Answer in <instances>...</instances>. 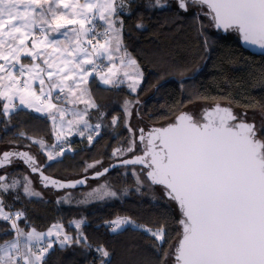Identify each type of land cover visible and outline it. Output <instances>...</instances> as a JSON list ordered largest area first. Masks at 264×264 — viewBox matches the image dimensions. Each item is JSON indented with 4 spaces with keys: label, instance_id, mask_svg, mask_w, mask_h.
<instances>
[{
    "label": "snow or ice",
    "instance_id": "obj_1",
    "mask_svg": "<svg viewBox=\"0 0 264 264\" xmlns=\"http://www.w3.org/2000/svg\"><path fill=\"white\" fill-rule=\"evenodd\" d=\"M176 3L184 12L190 8L201 11L206 8L203 15L210 17L212 26L237 32L244 43L264 49V0H176ZM147 7L165 8L168 4L167 0H149ZM57 8L64 10L57 11ZM130 8V0H84L83 3L79 0H0V60L4 61L0 64V72L4 73L0 75V97L11 100L18 96L23 107L47 113L52 121L54 138L48 145L44 138L37 139L20 131L18 137L31 141L25 145L29 150L3 152L0 169L19 160L31 173H39L44 187L75 189L87 184V176L75 181H61L44 175V164L30 149L32 145H39L47 156L46 162L59 161L66 151L72 150L70 146L65 147L64 129L73 125L80 136L87 134L89 144L93 143L94 136L99 135L103 127L101 123L92 125L86 119L90 115L89 109L99 110L87 87L90 83L87 78L93 72L101 84L109 88L118 89L130 81L127 86L136 93L142 85L144 74L122 39L124 23L119 10L129 11ZM97 17L102 25L95 23ZM194 20L203 27L199 12ZM136 27L139 29L143 25L138 22ZM32 28H38L39 34ZM101 28L103 30L99 31ZM53 33H60L64 39H56ZM28 40L30 47L26 43ZM88 46H91L90 51ZM48 48L52 49L51 53L46 51ZM52 53L58 55L50 59ZM22 56L31 57L32 61L40 57L47 68H42L39 63L30 66L21 63ZM16 65H20L18 69ZM85 65H90L91 69ZM26 72L32 80L39 79V95L28 79H20ZM40 73H45L48 80L41 78ZM5 79L8 80L6 85L3 84ZM180 86L183 89V82ZM78 102L86 107L83 110L66 107ZM132 104L133 101L128 99L123 103L124 126L130 134L134 132L128 123ZM18 107L5 103L0 115L10 119V113L16 112ZM68 115L72 119L65 125ZM100 116L103 117L102 112ZM111 124L113 128L117 127L119 117L114 116ZM262 130L264 124L258 129L255 122H247L246 113L237 116L230 106H222L219 101L204 111L202 121L181 111L165 126L154 127L147 133L143 128L139 129L143 153L130 159L122 158L135 151L136 141L131 139L126 148H114L112 156L117 158L120 166H142L143 179L135 168L132 170L137 192L146 181L149 187L160 186L163 196L177 204L180 216L176 223L180 231L175 243H169V248L163 249L169 240L167 217L160 218L159 226H149L128 216H118L104 222L107 230L121 234L131 227L146 234L154 241L153 249L157 254L163 250L158 264H168L170 257L174 258V264H264ZM99 164L101 161L87 164L84 171ZM116 166L109 165L95 172L92 178L98 179ZM20 188L25 197H41L28 174L20 178L9 177L7 173L0 175V221L10 224L5 233L15 232L12 239L0 243V264H47V258L57 244L60 250L73 245L91 249L81 229L84 220L70 222L77 229L75 236L64 233L59 223L46 232L34 227L30 231L21 228L17 221L24 219L27 223L26 212L6 211L12 205L4 200L9 193L14 194V200H20ZM127 192L125 188L119 195H127ZM117 197L118 192L105 183L84 193L78 202L85 204ZM62 202L71 203V194L57 200L58 204ZM53 236L55 239H51ZM95 252L98 253V264H110L111 253L105 245H97Z\"/></svg>",
    "mask_w": 264,
    "mask_h": 264
},
{
    "label": "trees",
    "instance_id": "obj_2",
    "mask_svg": "<svg viewBox=\"0 0 264 264\" xmlns=\"http://www.w3.org/2000/svg\"><path fill=\"white\" fill-rule=\"evenodd\" d=\"M148 3L149 0H130L129 11L119 10L124 23L122 39L144 74L142 85L133 93L125 83L118 89L109 88L100 85L93 77L89 89L99 110H89L88 117L92 124L101 123L103 127L90 145L77 135L69 137L67 145L72 150L66 151L59 161L46 162L47 157L39 145H32L30 151L44 164V175L62 181L78 179L88 175L84 171L87 164L101 161L102 169L117 161L112 156L113 149L126 148L132 139L124 126L123 103L126 99L133 101L131 109L134 107L138 125L145 129L171 122L187 107L213 105L217 101L230 106L233 111H260L264 114V55H251L241 48L236 32L230 31L231 34L223 36L215 31L210 17L203 15L206 8L202 11L190 8L184 12L179 10L176 0H167L168 7L165 8H149ZM198 12L203 27L194 20ZM138 22L142 23V28L136 27ZM137 100L138 104L135 103ZM3 105L0 99V110ZM114 116L119 117L115 128L111 124ZM51 129L47 116L22 108L10 113V119L0 115V154L12 149L29 150L25 145L31 141L18 137L20 131L37 139L42 137L50 145L54 142ZM136 147L137 153L141 151L139 143ZM133 168L143 179L142 166L118 167L99 179L88 180L84 187L55 190L44 187L37 173H31L27 167L7 166L0 169V175L7 173L9 177L20 178L28 174L33 188L41 193V197H25L20 188V200H14L13 193L4 196L5 203L12 205L5 210L26 212L27 223L24 219L17 221L21 228L34 227L44 231L59 223L64 232L72 236L77 229L70 222L85 221L81 229L91 249L73 245L60 250L58 245H54L47 264H98L95 248L100 244L110 251V264H158L163 250L157 254L153 249L154 241L146 234L131 227L121 234H113L104 223L118 216H128L138 223L159 226L160 218L167 217L169 240L163 249H168L169 243H175L180 231L176 223L180 211L175 202L163 196L160 186L149 187L146 181L137 192ZM100 182L116 190L118 197L85 204L73 202ZM125 188L128 189L127 195H119ZM69 193L71 203H57L59 198ZM5 229H10V224L0 221V243L14 236V231L5 233ZM172 259L169 258L168 264Z\"/></svg>",
    "mask_w": 264,
    "mask_h": 264
},
{
    "label": "rangeland",
    "instance_id": "obj_3",
    "mask_svg": "<svg viewBox=\"0 0 264 264\" xmlns=\"http://www.w3.org/2000/svg\"><path fill=\"white\" fill-rule=\"evenodd\" d=\"M84 2V0H79V3H83ZM47 5H45V9H47ZM57 11H62V8H57ZM97 22H95V23H97V24H103V22L102 21H100L99 19H98V17H97ZM86 26H89V25H86ZM69 27H72V26H69ZM76 27H78V25H76ZM99 31H102L103 29L101 28V29H98ZM61 31H64L63 29L61 30ZM37 33H39V31H37ZM55 34H57V33H55ZM228 34H231V32H228L226 35H228ZM89 47V51L91 50V46H88ZM41 48H43V46H41ZM48 53H51L52 52V49L51 48H48L47 50H46ZM53 54V53H52ZM24 58V57H23ZM0 63H4V61L3 60H0ZM117 64H119V61L117 60ZM85 67L86 68H88V69H91V66L90 65H85ZM105 71H106V69H105ZM128 71L131 73L132 72V69H128ZM121 75H122V73H121ZM24 77V76H23ZM93 77H95L96 79H97V82H99V84L100 85H102V86H105V85H103V84H101V82H100V80H99V77L98 76H96V74L93 72V74L91 75V76H89L87 79L89 80V82H90V80L93 78ZM8 82V80L7 79H5L4 81H3V84H8L7 83ZM128 83H130V81H126L125 82V84H126V86L128 85ZM88 88H89V85L87 86ZM105 87H108V86H105ZM127 88H128V86H127ZM129 89V88H128ZM0 90H2V89H0ZM90 90V89H89ZM130 90V89H129ZM131 91V90H130ZM93 99V98H92ZM66 107H68L69 109H72V108H75V109H77V110H83L85 107H86V105L84 104V103H76V104H74V105H66ZM89 110H91V109H89ZM204 110H205V106L203 105V104H198V105H194V106H190V107H187V109H185L184 110V112H187V113H189L190 115H192L195 119H197V120H201V116H202V114H203V112H204ZM131 111H132V115L128 118V123L130 124V126L132 127V129L134 130V132L131 134L132 135V139H135V141H136V146L138 145V141H140V140H138V137L140 136V133L138 132V129H139V126L140 125H138L139 124V121H137V119H136V117H135V111H134V107L131 109ZM249 118H251L252 120H254V122H255V124H256V126H257V128L258 129H260L261 128V125L262 124H264V114L263 113H261L260 111H255V112H252V113H250L249 114ZM69 119H72V117L70 116V115H68V116H66L65 117V125H66V122H67V120H69ZM86 119H88L89 120V117H86ZM89 123H91L92 124V122L89 120ZM92 125H94V124H92ZM141 127V126H140ZM143 129H145L144 127H142ZM263 131V130H262ZM73 135H79L78 134V132L76 131V125H73L71 128H69V127H67V126H65V129H64V137L66 138V140H68V138L69 137H71V136H73ZM97 135H95L94 136V138L96 137ZM80 138H82V139H84V141H85V143H86V145H90L89 144V142H88V139H87V134H85V136H83V137H80ZM86 139V140H85ZM47 143V142H46ZM47 144H49V143H47ZM52 143H50V145H51ZM65 147L67 148L68 147V145L66 144L65 145ZM142 148H143V146H142ZM40 149V148H39ZM135 149H137L138 150V147H136ZM43 153H45L44 151H42ZM130 154L132 155L133 153H127L124 157H122V158H127V157H130ZM34 155V154H33ZM46 155V154H45ZM47 157V156H46ZM99 170H101V164H99V165H97L95 168H91V169H88V171H87V173H88V175L89 174H93V173H95V172H97V171H99ZM82 177V176H81ZM78 178H80V177H78ZM100 184H103V182H100L99 184H97L94 188H96V187H98V185H100ZM81 199H83V196L82 197H80V198H77L75 201H73L75 204H81V203H79L78 201L79 200H81ZM94 202V201H93ZM53 225V224H52ZM51 225V226H52ZM73 225H75L74 223H73ZM51 226H49V227H51ZM48 227V228H49ZM47 228V229H48ZM47 229L46 230H44V231H40V232H46L47 231ZM26 231H30L31 230V228H28V229H25ZM37 231H39V230H37ZM63 232H64V230H63ZM65 233V232H64ZM14 236H15V233H14ZM13 236V237H14ZM12 237V238H13ZM51 239H55V236H53ZM58 245V244H57ZM171 264H174V258L172 259V261H171Z\"/></svg>",
    "mask_w": 264,
    "mask_h": 264
},
{
    "label": "crops",
    "instance_id": "obj_4",
    "mask_svg": "<svg viewBox=\"0 0 264 264\" xmlns=\"http://www.w3.org/2000/svg\"><path fill=\"white\" fill-rule=\"evenodd\" d=\"M63 10H64V9H62V11H63ZM32 31H33L34 33H36L37 35L39 34V33H37V31H39L38 28H32ZM61 32H63V31H61ZM52 35H53L56 39H64V37H63L60 33H57V34L53 33ZM26 43L29 45V47L31 46V41H30V40L26 41ZM57 55H58V53H53V54H52V57H50V59H54L55 56H57ZM21 63L27 64V65H29V66H30L31 64H33V63H39L40 66H41L42 68H47V65H45V64L43 63V59L40 58V57H38L36 61H32L31 57H24V58H23V56H22V57H21ZM0 64H2V63H0ZM19 66H20V65H16V68L18 69ZM85 68H86V67H85ZM13 71H15V69H14ZM0 75H4V73L0 72ZM40 77L43 78L45 81L48 80V77H47V75H46L45 73H40ZM20 79H21V80L28 79L29 82H30V84H31V86H32V88L35 89L36 92H37V94L39 95V89H40V87H41L40 84H39V79L32 80V79L30 78V76L27 74V72H26L25 76H24V77H20ZM7 83H8V82H7ZM58 91H59V90L57 89L56 92L58 93ZM45 92H47V88H45ZM9 95H10V93H9ZM0 99L3 101V104H5V103L15 104V105L19 106L18 108H22V109H25V110H27V111L34 112V113L39 114V115L47 116V113L36 112V111L32 110L31 108H25V107H23L22 105H20V101H19V97H18V96L12 97L11 100H8V99L3 98V97H0ZM41 99H43V97H41ZM57 119H58V121H59V117H57ZM50 121H51V120H50ZM51 125H52V121H51ZM77 136H78L79 138L82 137V136H80V135H77Z\"/></svg>",
    "mask_w": 264,
    "mask_h": 264
},
{
    "label": "water",
    "instance_id": "obj_5",
    "mask_svg": "<svg viewBox=\"0 0 264 264\" xmlns=\"http://www.w3.org/2000/svg\"><path fill=\"white\" fill-rule=\"evenodd\" d=\"M207 10V9H206ZM213 27V29L215 30V31H219L220 32V34L221 35H223V36H225L228 32H230V31H224V30H222V29H217V28H215L214 26H212ZM236 34H237V38H238V42H239V45L241 46V48H243L244 50H246L249 54H251V55H256V56H259V55H264V49H260L258 46H255V45H250V44H246V43H244L242 40H241V38H240V36H239V34L236 32ZM213 106V105H212ZM211 109V108H210ZM179 114V113H178ZM177 114V115H178ZM202 117H203V115H202ZM174 120V119H173ZM172 120V121H173ZM168 124V123H167ZM167 124H165V125H167ZM165 125H163V126H165ZM154 127H160V126H153V128ZM18 150V149H17ZM143 150L144 149H142L141 150V152L139 153V154H136V155H141L142 153H143ZM8 151H10V150H8ZM20 151H24V150H20ZM3 153V152H2ZM2 153L0 154V155H2ZM134 156V155H133ZM133 156H130V157H127L128 159H130V158H132ZM21 164H24L22 161H19V160H17L16 162H14L13 164H11V165H8V166H12V165H21ZM109 165H117L116 167H113V168H111L110 170H109V172L110 171H112L113 169H115V168H118V167H124V166H120L119 164H118V160L117 161H113V162H111ZM109 165H107V166H105V167H103V168H107V167H109ZM129 166H132V165H129ZM135 166H141V165H135ZM7 167V166H6ZM103 168L101 169V170H99V171H102L103 170ZM108 172V173H109ZM108 173H106L105 175H107ZM94 174L95 173H93V174H89L87 177L89 178L88 180H94L92 177L94 176ZM37 175H38V177H39V179H40V175H39V173H37ZM104 175V176H105ZM84 176H82V177H80V178H78V179H81V178H83ZM103 177V176H102ZM101 178V177H100ZM99 179V178H98ZM41 180V179H40ZM75 180H77V179H71V180H64V181H75ZM62 181V180H61ZM42 183V182H41ZM87 183H88V181H87ZM42 185H43V183H42ZM87 185V184H86ZM86 185H83V186H78V187H84V186H86ZM44 186V185H43ZM158 186V185H157ZM49 187H51V186H49ZM51 188H53V187H51ZM77 188V187H76ZM53 189H55V188H53ZM68 189H72V188H68ZM55 190H57V189H55ZM60 190V189H59ZM176 204V203H175ZM176 206H177V204H176ZM177 208H178V206H177ZM178 210H179V208H178Z\"/></svg>",
    "mask_w": 264,
    "mask_h": 264
},
{
    "label": "flooded vegetation",
    "instance_id": "obj_6",
    "mask_svg": "<svg viewBox=\"0 0 264 264\" xmlns=\"http://www.w3.org/2000/svg\"><path fill=\"white\" fill-rule=\"evenodd\" d=\"M204 106H205V110H207V109H210L211 107H212V105H210V104H203ZM214 105V104H213ZM222 106H228V105H225V104H221ZM204 110V111H205ZM252 112H255V111H244V110H234V113L237 115V116H243L245 113H246V120H247V122H249V123H252V122H254V120H252L251 118H249V114L250 113H252ZM204 113V112H203ZM203 115V114H202ZM201 121H202V116H201ZM163 126V125H162ZM142 127H140L139 129H141ZM148 128V129H147ZM146 129H144V131H145V133H147V132H149L153 127H147ZM139 129H138V132H139ZM140 133V132H139ZM138 140H139V137H138ZM139 142V145L141 146V150L142 149H144V148H142V144L140 143V141H138ZM13 150V149H12ZM141 151H139L138 153H137V149H135V151L133 152V154L131 155L130 154V156H133V155H136V154H139ZM21 165H23V166H25V167H27L25 164H21ZM15 166V165H14ZM84 176H88V175H84Z\"/></svg>",
    "mask_w": 264,
    "mask_h": 264
},
{
    "label": "built area",
    "instance_id": "obj_7",
    "mask_svg": "<svg viewBox=\"0 0 264 264\" xmlns=\"http://www.w3.org/2000/svg\"><path fill=\"white\" fill-rule=\"evenodd\" d=\"M95 22H97V20Z\"/></svg>",
    "mask_w": 264,
    "mask_h": 264
},
{
    "label": "bare ground",
    "instance_id": "obj_8",
    "mask_svg": "<svg viewBox=\"0 0 264 264\" xmlns=\"http://www.w3.org/2000/svg\"><path fill=\"white\" fill-rule=\"evenodd\" d=\"M184 112V111H183Z\"/></svg>",
    "mask_w": 264,
    "mask_h": 264
}]
</instances>
